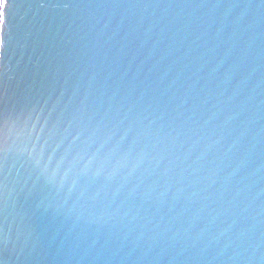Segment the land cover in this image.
Returning <instances> with one entry per match:
<instances>
[{
	"label": "water",
	"instance_id": "1",
	"mask_svg": "<svg viewBox=\"0 0 264 264\" xmlns=\"http://www.w3.org/2000/svg\"><path fill=\"white\" fill-rule=\"evenodd\" d=\"M0 264H264V0H0Z\"/></svg>",
	"mask_w": 264,
	"mask_h": 264
},
{
	"label": "snow or ice",
	"instance_id": "2",
	"mask_svg": "<svg viewBox=\"0 0 264 264\" xmlns=\"http://www.w3.org/2000/svg\"><path fill=\"white\" fill-rule=\"evenodd\" d=\"M0 43H2V41H0Z\"/></svg>",
	"mask_w": 264,
	"mask_h": 264
}]
</instances>
